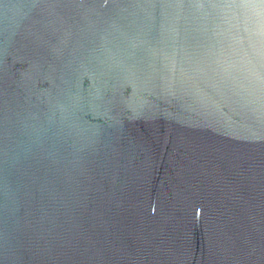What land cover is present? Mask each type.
Listing matches in <instances>:
<instances>
[{
  "label": "water",
  "instance_id": "obj_1",
  "mask_svg": "<svg viewBox=\"0 0 264 264\" xmlns=\"http://www.w3.org/2000/svg\"><path fill=\"white\" fill-rule=\"evenodd\" d=\"M0 264H264V0H0Z\"/></svg>",
  "mask_w": 264,
  "mask_h": 264
}]
</instances>
